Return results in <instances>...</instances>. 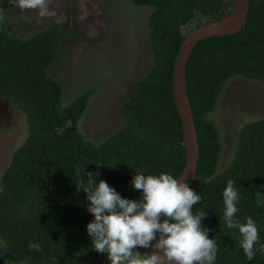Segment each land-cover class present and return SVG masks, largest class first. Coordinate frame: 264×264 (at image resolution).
<instances>
[{
  "label": "trees",
  "instance_id": "1",
  "mask_svg": "<svg viewBox=\"0 0 264 264\" xmlns=\"http://www.w3.org/2000/svg\"><path fill=\"white\" fill-rule=\"evenodd\" d=\"M130 1L152 9L147 34L153 65L121 108L123 127L100 145L84 139L78 127L96 90H86L63 106L62 87L49 75L68 32L55 27L24 38L0 14V99L21 111L28 124L26 141L13 153L0 181L4 264H85L108 255L95 251L87 234L94 216L87 210L86 192L78 190V184L88 187L82 170L133 200L143 196L132 184L136 173L177 178L183 170L185 148L172 94L175 58L191 31L227 17L235 0ZM235 77L264 84V0H250L246 26L238 34L199 43L186 68L200 148L190 188L202 201L193 206L194 214H206L202 227L217 243L215 264H264V251L259 250L264 246V203L258 194L264 181V119L240 129L232 159L221 172L220 135L208 119ZM230 179L240 195L235 218L246 223L251 217L258 228L252 261L241 247L239 229L224 222L223 191ZM30 243L42 251L29 248ZM135 250L143 254L142 248Z\"/></svg>",
  "mask_w": 264,
  "mask_h": 264
},
{
  "label": "rangeland",
  "instance_id": "2",
  "mask_svg": "<svg viewBox=\"0 0 264 264\" xmlns=\"http://www.w3.org/2000/svg\"><path fill=\"white\" fill-rule=\"evenodd\" d=\"M15 3L16 0H0V14L22 37L55 27L68 32L49 75L62 87L63 106L86 90H96L78 127L84 139L100 145L123 127L121 108L133 94L137 81L152 68L147 34L152 9L136 7L130 0H50V10L56 15L41 17L38 9L21 10ZM208 119L220 135L221 172L232 159L240 129L264 119V84L233 78ZM27 136L25 115L0 99V181L13 153ZM259 202L264 203V181ZM2 251L0 243V264H4ZM85 264L111 261L107 255Z\"/></svg>",
  "mask_w": 264,
  "mask_h": 264
},
{
  "label": "clouds",
  "instance_id": "3",
  "mask_svg": "<svg viewBox=\"0 0 264 264\" xmlns=\"http://www.w3.org/2000/svg\"><path fill=\"white\" fill-rule=\"evenodd\" d=\"M49 4L50 0H16L15 6L21 10L38 9L41 17L55 16ZM82 175L87 177L88 187L82 188L77 183L78 190L86 192L90 201L87 210L94 216L87 225V234L94 250L107 253L111 264H215L217 243L209 238L210 230L202 227L206 214L193 211L202 197L188 186L183 176L177 179L169 173L159 176L136 173L132 184L143 196L133 200L123 198L105 180L93 179L92 172L82 170ZM99 175L95 173L97 178ZM235 184V180H228L223 191L224 222L230 229H239L241 247L252 261L259 240L258 228L251 217L245 218L246 223L235 218L240 199ZM157 234L159 239L152 244ZM138 247L154 251L151 255L141 254L135 250ZM29 248L42 251L35 243H30ZM259 250L264 251V246Z\"/></svg>",
  "mask_w": 264,
  "mask_h": 264
},
{
  "label": "water",
  "instance_id": "4",
  "mask_svg": "<svg viewBox=\"0 0 264 264\" xmlns=\"http://www.w3.org/2000/svg\"><path fill=\"white\" fill-rule=\"evenodd\" d=\"M250 0H235L230 14L224 19L209 24H204L191 31L182 42L174 63L172 94L177 114L181 122L183 145L185 148V163L183 170L177 177H184L191 187L196 180L197 167L200 159V148L196 133L194 118L187 92L186 68L195 47L202 41L233 36L241 32L247 22ZM163 214H161V220ZM158 241L153 240L155 244ZM143 254L151 255L153 248H142Z\"/></svg>",
  "mask_w": 264,
  "mask_h": 264
}]
</instances>
